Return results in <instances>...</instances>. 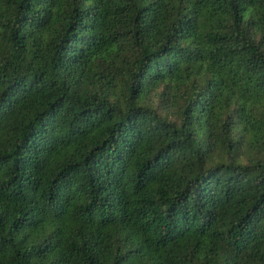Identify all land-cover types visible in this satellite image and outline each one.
<instances>
[{"label":"trees","instance_id":"obj_1","mask_svg":"<svg viewBox=\"0 0 264 264\" xmlns=\"http://www.w3.org/2000/svg\"><path fill=\"white\" fill-rule=\"evenodd\" d=\"M0 264H264V0H0Z\"/></svg>","mask_w":264,"mask_h":264}]
</instances>
